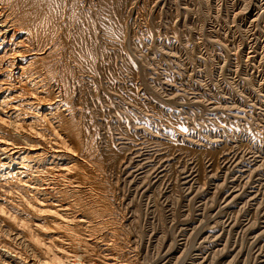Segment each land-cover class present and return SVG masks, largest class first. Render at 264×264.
<instances>
[{
	"label": "rangeland",
	"instance_id": "1",
	"mask_svg": "<svg viewBox=\"0 0 264 264\" xmlns=\"http://www.w3.org/2000/svg\"><path fill=\"white\" fill-rule=\"evenodd\" d=\"M25 1L0 0V264H264V0Z\"/></svg>",
	"mask_w": 264,
	"mask_h": 264
},
{
	"label": "bare ground",
	"instance_id": "2",
	"mask_svg": "<svg viewBox=\"0 0 264 264\" xmlns=\"http://www.w3.org/2000/svg\"><path fill=\"white\" fill-rule=\"evenodd\" d=\"M14 3H16V7H17V5H19L20 4V2H22V4L24 5L25 3H23L24 2V0L22 1V0H12ZM30 3L28 4L26 1V3L29 5L28 7H30V4H31V1H34V0H28ZM18 3V4H17ZM36 2L34 1V4H35ZM21 4V5H22ZM33 4V3H32ZM21 5H20V7H21ZM26 5V4H25ZM32 6H34V5H31V7ZM25 6H23L22 8H24ZM17 8H19V6L17 7ZM21 9V8H20ZM27 9V8H26ZM25 8L23 9V10H26ZM29 9V8H28ZM32 9V8H31ZM34 9V8H33ZM30 10V9H29ZM21 11H22V9H21ZM26 11H28V10H26ZM26 11L25 12H23V13H26ZM31 11H33V10H31ZM34 12V11H33ZM36 12V11H35ZM241 12V11H240ZM29 13V12H28ZM30 13H32V12H30ZM27 14V13H26ZM210 52V51H209ZM224 52V51H223ZM235 56V55H234ZM261 56V55H260ZM238 68V67H237ZM224 77V76H223ZM226 78V77H225ZM226 81V80H225ZM233 89H235V88H233ZM260 93V92H259ZM201 94V93H200ZM211 102V101H210ZM233 105V104H232ZM226 110V109H225ZM254 118V117H253ZM221 119V118H220ZM44 123V122H43ZM47 123V122H46ZM46 128V127H45ZM49 128V127H48ZM255 128V127H254ZM127 130V129H126ZM220 140V139H219ZM237 146V145H236ZM174 150V149H173ZM226 153V152H225ZM125 154V153H124ZM209 157V156H208ZM243 157V156H242ZM151 159V158H150ZM215 161V160H214ZM194 164V163H193ZM237 164V163H236ZM198 165V164H197ZM157 166V165H156ZM192 167V166H191ZM215 167V166H214ZM202 170V169H201ZM181 171V170H180ZM243 176V175H242ZM137 177V176H136ZM199 186H200V184H199ZM217 186V185H216ZM237 187V186H236ZM234 190V189H233ZM211 197V196H210ZM23 198V197H22ZM35 199V198H34ZM20 204L22 205V207H23V215H22V218H21V220L23 221V223L22 222H20V223H22V227H23V224L25 223L26 224V222H28L27 220H31L32 219V215H34V214H37V208H36V206H35V203H34V201H33V196H25L23 199H22V201L20 202ZM3 209V208H2ZM1 209V210H2ZM6 209V208H5ZM4 213V212H3ZM12 213V212H11ZM1 214V213H0ZM8 215V214H7ZM13 215V214H12ZM17 215V214H16ZM19 218L21 217V215L19 216V215H17ZM26 217H28V219L26 220L25 218ZM259 217V216H258ZM14 218H15V216H14ZM13 218V219H14ZM59 218V217H58ZM16 219V218H15ZM14 219V220H15ZM55 219H57V218H55ZM11 220V219H10ZM17 220V219H16ZM45 220V219H44ZM221 220V219H220ZM9 221V220H8ZM13 221V220H12ZM60 221V220H59ZM59 221H58V223L55 221V220H53L52 221V225L54 224V226H56V227H59V228H61L63 231H65V233L67 234H62V236H63V238H65L66 240H67V242L69 241V246H70V252H76V251H74V249L72 248L73 246H75V242H74V235H73V233H69L68 232V227H62L60 224H59ZM15 222V221H14ZM14 222H13V224H14ZM17 222V221H16ZM49 222H51V219L49 220ZM47 224H44V225H49L48 224V221L46 222ZM12 224V223H11ZM19 224V223H18ZM9 225V224H8ZM19 225H21V224H19ZM52 225L50 224V226L52 227ZM223 226V225H222ZM39 228H42V227H39ZM49 229V228H48ZM60 229V230H61ZM70 229V228H69ZM46 230H47V228H46ZM37 231V230H36ZM26 232V231H25ZM38 232V231H37ZM40 232V231H39ZM34 233H36V232H34ZM33 233V234H34ZM26 236V235H25ZM30 236H32V235H30ZM36 236H38L39 237V233H37L36 234ZM43 236V235H42ZM38 237H36V239H35V237H34V239H33V242H32V240L30 241L31 243H32V245L34 246V247H36L35 249H38L39 248V246H41V244H40V240H39V238ZM51 237V236H50ZM49 238V237H48ZM60 238H61V236H60ZM30 239H31V237H30ZM29 239V240H30ZM45 239V238H44ZM202 240V239H201ZM40 241V242H39ZM76 241V240H75ZM38 242H39V246H38ZM63 242V241H62ZM42 243V242H41ZM76 243H80L81 244V239H78V241L76 242ZM45 245V244H44ZM59 245V244H58ZM62 245V244H61ZM32 246V247H33ZM47 246V245H46ZM68 246V245H67ZM47 247H49V246H47ZM79 247H80V245H79ZM43 248H45V247H43ZM43 248H41V249H43ZM34 249V250H35ZM46 249V248H45ZM45 249H43V251L45 250ZM62 249V248H61ZM47 250V249H46ZM50 250H52V249H50ZM41 251V250H40ZM49 251V250H48ZM65 251V250H64ZM69 251V250H68ZM167 251V250H166ZM42 252V251H41ZM46 252V251H45ZM48 253V252H47ZM61 253H63V251L61 252ZM42 254H44V252H42ZM49 254V253H48ZM45 256V255H44ZM68 255H67V253L65 252L64 254H62V257L63 258H66ZM82 262L80 263V261H79V263H77L76 262V264H84L83 263V258H82V260H81Z\"/></svg>",
	"mask_w": 264,
	"mask_h": 264
}]
</instances>
